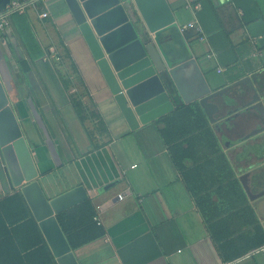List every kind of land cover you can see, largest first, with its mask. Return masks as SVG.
Returning a JSON list of instances; mask_svg holds the SVG:
<instances>
[{"label": "crops", "instance_id": "crops-1", "mask_svg": "<svg viewBox=\"0 0 264 264\" xmlns=\"http://www.w3.org/2000/svg\"><path fill=\"white\" fill-rule=\"evenodd\" d=\"M16 1L0 35V76L39 181L49 198L83 185L105 230L73 250L78 262L264 264V246L248 249L240 237L255 223L264 230V121L252 106L255 90L264 103V0H166L181 27L190 20L203 27L206 41L183 34L211 90L225 87L210 98L219 104L210 125L220 151L186 156L182 170L158 124L129 128L65 1ZM125 7L144 26L136 5ZM78 98L100 114L104 130L96 118L79 120ZM10 191L0 165V196ZM38 228L17 227L12 245L0 243V264H53L35 248Z\"/></svg>", "mask_w": 264, "mask_h": 264}, {"label": "water", "instance_id": "water-1", "mask_svg": "<svg viewBox=\"0 0 264 264\" xmlns=\"http://www.w3.org/2000/svg\"><path fill=\"white\" fill-rule=\"evenodd\" d=\"M64 1L130 129L192 101H198L209 121H214L219 104L210 98L225 87L211 90L166 0ZM128 1L140 11L144 26L131 20L125 7ZM10 2L0 0V14ZM255 94L252 106L264 121V103L256 90ZM263 129L264 123L258 130ZM23 132L0 76L2 174L8 188L24 196L57 264H80L56 214L88 198L87 190L79 184L47 197Z\"/></svg>", "mask_w": 264, "mask_h": 264}, {"label": "trees", "instance_id": "trees-1", "mask_svg": "<svg viewBox=\"0 0 264 264\" xmlns=\"http://www.w3.org/2000/svg\"><path fill=\"white\" fill-rule=\"evenodd\" d=\"M185 35L188 39L195 38V33L191 30H186ZM22 65L23 71L29 69L26 61H22ZM72 106L81 122L88 117L96 118L95 128L101 130L106 128L100 114L87 108L80 98L73 99ZM153 122L158 124V134L167 146L172 162L179 170L184 168L182 160L186 156L201 158L204 154L220 151L218 137L198 101L175 106L173 110L156 118ZM95 215L96 208L91 198H86L56 214L58 223L73 250L104 234V227L97 223ZM22 226L31 229V231L39 229L24 196L18 189H13L0 196V243L6 241L12 245L15 229ZM240 237L249 241L248 249L264 246V230L258 223L254 224L252 234L242 233ZM216 240L219 239L216 237ZM36 244L37 251L45 253L53 260L54 264L52 252L42 235L41 241ZM218 244L222 250L223 243L219 242ZM31 246H34V243L28 245L27 248H31L29 251L34 248Z\"/></svg>", "mask_w": 264, "mask_h": 264}, {"label": "built area", "instance_id": "built-area-1", "mask_svg": "<svg viewBox=\"0 0 264 264\" xmlns=\"http://www.w3.org/2000/svg\"><path fill=\"white\" fill-rule=\"evenodd\" d=\"M18 2L16 0H11L9 3L7 9H11V7L17 6ZM43 15H46V12L42 13ZM9 24V18L7 17V14H0V35L3 33L5 27ZM182 30H191L195 33V38H197L199 41H206V34L204 33L203 27L196 21V20H190L182 25ZM212 53L208 52L207 56H211ZM218 71L222 70V68H217ZM118 198H123V193H118ZM99 224V219L95 215L94 217Z\"/></svg>", "mask_w": 264, "mask_h": 264}, {"label": "rangeland", "instance_id": "rangeland-1", "mask_svg": "<svg viewBox=\"0 0 264 264\" xmlns=\"http://www.w3.org/2000/svg\"><path fill=\"white\" fill-rule=\"evenodd\" d=\"M208 120H209V119H208ZM254 128H255V127H254ZM22 130H23V129H22ZM245 131H246V130H245ZM243 132H244V130H242V133H243ZM23 133L25 134V136H26V138H27V140H28V142H29V136L26 135L25 131H24ZM229 137L232 138V137H234V135H231V136H229ZM48 179H49L48 184H47V183H46V184L49 185L51 189H53L54 187H56V186H55L56 184H54V180H53V178H52L51 176H49ZM42 181H44V180L42 179L41 182H42ZM45 182H46V181H45ZM46 188H47V187H46Z\"/></svg>", "mask_w": 264, "mask_h": 264}]
</instances>
